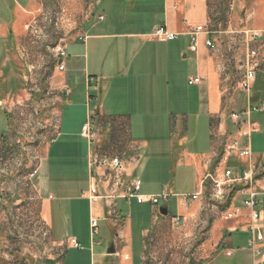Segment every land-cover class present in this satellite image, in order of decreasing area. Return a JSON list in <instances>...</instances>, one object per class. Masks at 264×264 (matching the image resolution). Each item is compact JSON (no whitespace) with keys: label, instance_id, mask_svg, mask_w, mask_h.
I'll return each mask as SVG.
<instances>
[{"label":"crops","instance_id":"obj_1","mask_svg":"<svg viewBox=\"0 0 264 264\" xmlns=\"http://www.w3.org/2000/svg\"><path fill=\"white\" fill-rule=\"evenodd\" d=\"M77 1L79 0H64L71 13L69 28H75L78 23V30L68 41L60 40L56 49L64 51L65 56L61 59L64 70L59 72L53 61L45 82L49 89L56 91L54 102L57 124L54 137L47 142L44 155L40 156L35 166L33 180L35 195L39 201L38 215L48 229L51 247L63 249L57 262L53 256L48 260L52 264H182L181 254L177 251L182 243L174 240L176 232L171 217L180 216L187 223L188 236H191V232L196 231L205 220L208 211L202 203L203 193L194 201L190 196L201 191L204 175L213 173L214 170L221 171L222 168L230 169L234 178L249 168L262 171L253 176L252 187L246 182L237 181L229 188L230 201L227 209L239 208L240 215L234 220L221 219L212 224L208 232L209 240L204 241L198 251L204 252L213 246L217 247L218 242L229 248L234 242L233 234L243 232L248 235L246 247L235 250L230 248L233 253L228 257H233L236 252L247 253L249 257L250 210L243 203L251 191H264V150L254 152L250 139L248 141L247 138H241V146L248 145L251 156L233 155L223 163L220 159V147L225 137H236L238 125L229 119L231 112L264 106V82L260 90L254 89L257 75H264V47L262 50L260 48L261 44L264 46V37L253 45L259 51V67L249 93L237 89L231 91L229 79L238 64L244 60L245 45L242 39H237L234 44V39L228 35L241 30L228 31L225 24L215 18L219 14L220 0H149L150 6L157 11L154 20L158 19V22L146 32L121 36L91 33L109 30L103 15L102 23L94 19V23L90 25L96 8L103 0H85L88 7L81 18L72 7ZM135 2L137 0H133V5ZM38 11L34 0H0L2 91L10 89L9 75L15 73L18 62L19 65L22 62L26 70L23 82L27 85L31 80V58L37 52L30 46L31 41L25 40V34L35 23ZM200 25L214 30L209 35H199L197 51L192 52L190 38L186 34L192 27ZM158 26H164L180 36L172 41L153 40L150 34ZM206 40L213 42L215 48L206 47ZM177 57L188 61L193 67L194 74L188 79H199L197 84L187 83L194 88L193 104L186 97L172 96L167 92L172 83L170 77L177 69ZM28 60L30 62L27 63ZM91 88L93 92L108 99L110 106H135V112H114L105 104L90 111L88 105L94 98L91 96ZM83 91L85 102L81 101ZM244 95L246 98L242 104ZM0 97V108H3L11 100L10 94L4 92ZM154 101L157 104L170 103L168 106L173 111L178 108L181 112L179 116H170L162 122L163 134L153 128L150 121V124L146 123L149 117H145L144 110L139 108L144 103L152 105ZM64 106L85 111L86 122L97 133L96 140L88 143L80 135L81 128L74 132L63 124L60 109ZM3 113L7 117L4 109ZM250 122L255 129L250 138L264 134V110L262 113H252ZM139 126L143 129L142 133L138 131ZM7 131L0 135V153ZM112 158L120 159L123 168L118 188L113 185V174L105 177L110 168L104 161L108 163ZM77 159H81L84 171H70L67 177L59 174L54 178L57 192L62 193V197L55 200L60 203L55 205L54 217V199L50 195L46 196L52 182L50 175L62 171L60 161L74 162ZM92 162L95 163L91 167ZM167 162L169 170H166ZM144 174L150 181V185L147 182L146 185L151 186V190L142 187L141 176ZM135 178L141 181L140 194L157 195L166 186L167 189H164L169 193L168 199L158 206H152L125 198ZM166 179L168 181L163 182ZM178 182H183L182 188L185 190L177 191ZM92 185L97 189L96 196L90 193ZM182 196L188 198L183 200ZM81 207L86 209L88 227L92 219L97 222L96 234L93 235L92 231L89 235L86 231L78 234L76 223L81 222ZM161 207L167 208V216L159 214ZM256 208L264 210V203ZM3 233L0 231V234ZM71 240L78 242L81 248H73ZM156 246H164L163 250L166 247L170 250L167 260L152 259L156 253H151L150 250H155ZM110 248H113L112 254L107 253ZM83 249L86 253L80 255ZM223 251L225 250L219 251L218 256L220 253L224 254ZM218 256L201 264H221ZM148 258L155 263L149 262ZM234 264L241 262L237 260Z\"/></svg>","mask_w":264,"mask_h":264},{"label":"rangeland","instance_id":"obj_2","mask_svg":"<svg viewBox=\"0 0 264 264\" xmlns=\"http://www.w3.org/2000/svg\"><path fill=\"white\" fill-rule=\"evenodd\" d=\"M34 2L39 11L35 17V23L32 24V27L28 28L25 34L27 36L25 40H30L32 43L30 46L37 52L31 58V64H33L29 70L31 80H29L27 85L23 82L22 79L26 75V70L22 62L21 65L18 62L15 73L9 75L10 83L8 84V88L10 89L6 91L0 89V96L4 92H9L11 99L7 105L0 108V135L8 130V133L3 138L0 153L2 164L0 166V231L4 232L0 234V264H52L53 262L49 261L48 258L53 256L54 261L57 262L63 250L62 248L56 250V248L51 247L48 229L38 215L39 201L35 195L33 182L35 175H30L35 170L40 156L44 155L47 142L54 137L57 124L56 105L54 102L56 91L49 89L45 82L49 70L53 67L52 62L55 60L56 48L60 40L68 41L73 33L77 32L78 23L75 24V28H69L71 13L64 0H34ZM148 2L149 0H137L133 5V0H103L96 8L90 25L94 23L97 15H103L105 24H107L109 30H98L91 33L121 36L127 33L139 31L143 33L148 31L155 22H158V19L154 20V14L157 11ZM87 3L85 0H79L72 4L73 10L79 13L80 18L88 7ZM219 6V14L215 18L218 19V22L225 24V28L228 31H264V0H220ZM229 23L230 25H228ZM260 46L262 50L263 44ZM98 68H101L100 64ZM176 68L174 75L170 77L172 83L170 84L171 87H168L167 92L169 95L172 94V96L179 95L186 97L193 104L195 99L194 88L188 86L187 80L193 76L194 69L188 61L178 57L176 59ZM241 73V70L237 66L236 71L229 79L231 86H234L238 82ZM256 80L254 89L260 90L264 82V75H257ZM0 86L2 87V85ZM254 89L251 91L252 93ZM90 92L91 96H94L92 102L88 105L90 111L96 106L105 104L106 107H109L114 112L122 114H128L131 111L135 112V106H110L108 99L106 100V98L98 95L95 91L93 92L92 88ZM160 92L157 91V93ZM245 98L246 95L242 97V104L245 102ZM81 101L85 102V91L82 92ZM168 105L170 103L157 104L154 101L152 105L144 103V105L142 104L139 107L141 110H144L145 117H149L146 123L150 121L153 128L162 134L165 133L161 132V129H163L162 122L166 121L170 116H179L181 114L178 108L175 109L176 111H173ZM3 109L5 113L7 112V117L4 115ZM60 117L63 120V124L70 127L74 132H76L77 128L80 131V128L87 123L85 111H81L80 108H68L64 106L60 109ZM140 126L138 127V131L142 133L143 129ZM250 145L254 152L256 150H264V134L253 135L250 138ZM80 161L81 159H77L74 162L62 160L59 162V166H62V171L56 172L55 175H50L52 182L47 189L46 196L50 195L54 199L52 202L54 217L55 205L60 203L55 200L58 197H62V193L57 192L54 178L59 174L67 177L70 171H84V165L82 167ZM169 169L170 165L167 162L166 170ZM141 177L143 189L151 190V186L146 185V182L150 185V181L145 177V174ZM168 180L166 179L163 182ZM182 186H184L183 182H178L177 191L185 190ZM210 186L209 184L206 187L207 191L206 193L205 191L203 192L202 198V203L208 211L207 217L194 231L195 233L191 232L192 235L188 236L187 223L185 228H174L176 232L174 240L182 243V247L177 250L181 254L182 264H201L205 260L210 261L213 258L215 259L221 250H225L223 253L226 255L224 256V254L220 253L218 256L221 264H234L237 260L241 264H250V253L249 257L247 253L242 252H236L233 257H228V253L231 252L230 248L235 250L238 247H246L248 235L243 232H235L233 234V247L230 246L228 248L222 242H218L217 247L213 246L212 249H207L204 252L198 251L203 242L209 240L210 235L208 232L210 227L222 219L221 214L227 209L230 201V198L219 200L215 198ZM162 188L163 190L167 189L166 186ZM229 191L228 188L227 197L230 195ZM83 203L86 202L83 201ZM64 204L67 205V203ZM82 208L80 209L81 222L76 223V230L78 234H84V231H86L89 235L91 231L90 223L88 227L85 215L86 209L85 207ZM169 210L171 209L169 208ZM223 239L226 238L223 237ZM162 248L164 246H161V248L156 246L155 250H150L151 253H156V256L152 258L153 260L168 259L170 250L167 247L165 250ZM80 253L82 255L86 253V250ZM201 253H204V255L201 256ZM152 259L148 258V261L153 263Z\"/></svg>","mask_w":264,"mask_h":264},{"label":"built area","instance_id":"obj_3","mask_svg":"<svg viewBox=\"0 0 264 264\" xmlns=\"http://www.w3.org/2000/svg\"><path fill=\"white\" fill-rule=\"evenodd\" d=\"M232 1V0H231ZM103 16L99 15L96 18L97 22L103 21ZM214 29L209 26H194L191 30L186 34L190 38V50L192 52L197 51V37L201 34L209 35L212 33ZM234 39V44L237 43V39L243 40V44L245 45V54L244 60L238 64L239 70H241V77L238 82L231 86L230 90H242L246 93H249L251 89L252 82L255 79V73L257 68L259 67V51L253 45L257 41H260L264 37V31L258 30H241L240 32H231L228 33ZM180 36L178 33H173L168 31L164 26L156 27L150 34V37L153 40L157 41H172L177 39ZM241 40V41H242ZM231 42V41H230ZM221 45H224L221 42ZM205 46L209 49H214L215 44L210 40L205 41ZM65 56L63 49H58L55 55V65L59 72L64 70V66L61 63V59ZM60 62V63H59ZM199 79H188L187 83L189 85L197 84ZM226 93V91H225ZM264 110V106L260 107H248L240 112H231L229 114V119L238 125L236 137L227 136L225 140L221 144V162L225 163L229 157L236 155L238 157H250L251 152L247 146L242 147L240 144L241 138H247L248 141L250 139L251 134L255 131L253 125L250 122V115L252 113H262ZM80 135L84 138L88 143H92L97 138V133L90 127L89 123H85L81 127ZM104 161L105 164L108 165L110 171L105 174V177H109L110 174H113V185L118 188L120 177L122 175V165L121 161L118 158H112L108 163ZM95 162L91 163V167ZM98 164V163H97ZM222 168V167H221ZM256 171L254 168H249L247 171H244L238 177H233L232 171L230 169L222 168L221 171H216L214 173H207L203 176L201 180V191L193 196H190L191 200H197L199 196L206 190V187L210 184L213 191V196L219 199H228L227 190L237 181H241L242 183L246 182L252 187L253 176L261 172ZM36 171L34 170L32 175L34 176ZM141 190V181L138 178H135L132 182L131 188L127 191L124 196L127 199H134L136 203H149L152 206H158L161 202H164L168 199L169 193L167 190H162L157 195H142L140 194ZM90 193L93 196L97 195V189L94 185L90 187ZM187 196H182L181 199H187ZM264 203V191L258 192L253 190L249 193L248 199L244 201L243 206L250 210L249 212V220L250 225L248 227V232L250 234V239L248 241V248L251 254L252 264H264V223L263 216L264 210H258L256 207ZM240 215L239 208L226 209L222 212L221 218L225 221H230L236 219ZM171 223L176 228H185L186 222L181 219L180 216H172ZM90 228L92 234H96L97 222L95 220L90 221ZM70 244L75 249H80L81 246L75 240H71ZM232 251L228 253V255H232ZM127 259V256L124 257Z\"/></svg>","mask_w":264,"mask_h":264},{"label":"water","instance_id":"obj_4","mask_svg":"<svg viewBox=\"0 0 264 264\" xmlns=\"http://www.w3.org/2000/svg\"><path fill=\"white\" fill-rule=\"evenodd\" d=\"M167 213H168L167 208H165V207H161V208H159V214H160V215H162V216H167ZM113 252H114V251H113V248H110V250L107 251L108 254H112Z\"/></svg>","mask_w":264,"mask_h":264},{"label":"trees","instance_id":"obj_5","mask_svg":"<svg viewBox=\"0 0 264 264\" xmlns=\"http://www.w3.org/2000/svg\"><path fill=\"white\" fill-rule=\"evenodd\" d=\"M207 189L205 190V193H206Z\"/></svg>","mask_w":264,"mask_h":264}]
</instances>
